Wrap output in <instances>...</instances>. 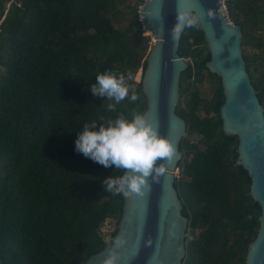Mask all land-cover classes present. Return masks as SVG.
Wrapping results in <instances>:
<instances>
[{"label":"trees","instance_id":"1","mask_svg":"<svg viewBox=\"0 0 264 264\" xmlns=\"http://www.w3.org/2000/svg\"><path fill=\"white\" fill-rule=\"evenodd\" d=\"M125 0H0V258L4 264H85L107 249L105 222L118 223L121 194L102 180L121 175L75 151L90 120L145 113L142 79L151 36L139 9ZM242 26L248 72L264 107V0H226ZM241 14V16L239 15ZM176 112L187 121L175 188L189 219L182 264H246L262 210L249 172L237 164L239 138L223 130L219 76L198 22L182 34ZM259 64V65H258ZM113 70L136 85L137 100L93 96L97 73ZM210 83L205 96L203 83ZM103 123V121H100ZM117 232L114 231L113 237Z\"/></svg>","mask_w":264,"mask_h":264},{"label":"water","instance_id":"2","mask_svg":"<svg viewBox=\"0 0 264 264\" xmlns=\"http://www.w3.org/2000/svg\"><path fill=\"white\" fill-rule=\"evenodd\" d=\"M223 0H146L138 11L142 29L153 36L142 73L147 101V120L175 146V154L166 172L153 180L143 194L123 195L124 205L112 245L91 255L85 264H105L115 256V264H182L186 256L189 219L175 188L176 169L183 158L180 143L186 136L187 121L176 112L180 100L182 73L189 62L173 40L171 29L177 12L187 11L198 17L210 52L207 68L220 77L225 102L221 106L223 130L237 136V164L252 179L250 194L259 203L262 215L258 236L249 247L246 264H264V107L244 58L242 26L229 21ZM124 243L116 247V238ZM0 264H4L0 258Z\"/></svg>","mask_w":264,"mask_h":264},{"label":"clouds","instance_id":"3","mask_svg":"<svg viewBox=\"0 0 264 264\" xmlns=\"http://www.w3.org/2000/svg\"><path fill=\"white\" fill-rule=\"evenodd\" d=\"M177 22L171 29L172 39L179 38L181 31L198 22V17L187 11L177 12ZM127 76L113 70L97 73L95 82L90 84L93 96L114 101L108 108L115 110L120 101L127 98L137 100L136 85L127 83ZM100 121H103L101 123ZM100 121L95 119L83 124L77 132L75 151L108 168L114 166L121 175H110L102 180L105 191L113 194H143L149 187L148 178L156 180L166 172L175 154V146L147 120L142 112H133L131 118L117 115L115 118ZM124 241L117 237L116 247ZM105 264H115V256H110Z\"/></svg>","mask_w":264,"mask_h":264},{"label":"rangeland","instance_id":"4","mask_svg":"<svg viewBox=\"0 0 264 264\" xmlns=\"http://www.w3.org/2000/svg\"><path fill=\"white\" fill-rule=\"evenodd\" d=\"M137 2V0H125L124 1V6H123V9L124 10H130L129 8H126L127 7V4H131V5H133V4H135ZM142 7V6H141ZM141 7H140V9H141ZM226 7H227V4H226ZM139 9V10H140ZM227 10H228V15H229V18H230V21L232 22V23H235L234 22V20H233V18H232V16H231V13H230V10L228 9V7H227ZM240 16H241V14H239ZM149 32L148 31H146V34H148ZM259 36L260 35H264V34H260V32L259 33H257ZM150 36H151V45L153 44V36H152V34H149ZM264 54V53H263ZM187 60V59H186ZM188 61V60H187ZM259 65V64H258ZM0 71L1 72H4V69L3 68H1L0 67ZM142 71H139L138 72V74H137V76H136V79H141V77H142ZM202 91H204L203 93H205V96L206 97H208L209 96V94H210V83L209 82H207V81H205L204 83H203V85H202ZM145 100H146V97H145ZM117 228V222H116V220H114V219H109V220H107L106 222H105V224L103 225V227H102V229H101V233H102V235L104 236V238L108 241V240H110L111 238H113V234H114V231H115V229Z\"/></svg>","mask_w":264,"mask_h":264},{"label":"built area","instance_id":"5","mask_svg":"<svg viewBox=\"0 0 264 264\" xmlns=\"http://www.w3.org/2000/svg\"><path fill=\"white\" fill-rule=\"evenodd\" d=\"M222 4H223V7H224V10H225L226 13H227L228 19H229V21H230V18H229V15H228V10H227V7H226V0H223ZM230 22H231V21H230Z\"/></svg>","mask_w":264,"mask_h":264}]
</instances>
